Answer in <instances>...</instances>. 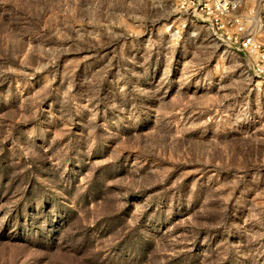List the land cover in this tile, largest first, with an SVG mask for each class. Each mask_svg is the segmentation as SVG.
<instances>
[{
  "label": "rangeland",
  "instance_id": "rangeland-1",
  "mask_svg": "<svg viewBox=\"0 0 264 264\" xmlns=\"http://www.w3.org/2000/svg\"><path fill=\"white\" fill-rule=\"evenodd\" d=\"M177 2L0 0V264H264V82Z\"/></svg>",
  "mask_w": 264,
  "mask_h": 264
},
{
  "label": "built area",
  "instance_id": "built-area-1",
  "mask_svg": "<svg viewBox=\"0 0 264 264\" xmlns=\"http://www.w3.org/2000/svg\"><path fill=\"white\" fill-rule=\"evenodd\" d=\"M240 0H178L179 13L208 23L218 38L240 53L250 73L264 82V43L251 27L253 9L240 12Z\"/></svg>",
  "mask_w": 264,
  "mask_h": 264
}]
</instances>
